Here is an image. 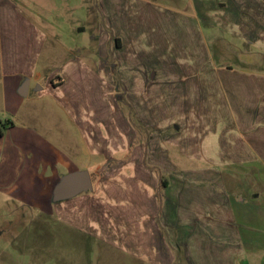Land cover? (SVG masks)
I'll return each instance as SVG.
<instances>
[{
	"label": "rangeland",
	"instance_id": "obj_1",
	"mask_svg": "<svg viewBox=\"0 0 264 264\" xmlns=\"http://www.w3.org/2000/svg\"><path fill=\"white\" fill-rule=\"evenodd\" d=\"M23 1L47 18L54 38L44 61L51 57L60 65L81 55L116 88L119 114L127 122H118L121 143L115 157L83 163L94 169L97 190L103 181L115 182L110 172L130 170L129 160L137 155L144 161L136 166L145 165L150 189H156V197L153 191L148 197V220L154 226L153 214L154 220L158 215L159 224L149 259L141 260L125 248L124 236L119 243L66 226L59 205L18 211L13 200L0 195V225L8 231L2 241L12 263L264 264V158L241 162L232 157L242 146L237 135H253L239 130L240 114L253 99L252 86L219 74L240 55L230 44L233 36L222 32L228 19L263 27L264 0L223 3L220 9L230 17L211 23L220 29L197 17L194 0ZM252 10L260 19L249 18ZM244 37L241 48L247 55L255 36ZM61 44L81 51L67 53ZM41 102L31 106L46 138L57 144L64 140V149L86 157L89 148L82 139L49 112L56 101L48 98L37 106ZM12 236L19 237L18 244L8 242Z\"/></svg>",
	"mask_w": 264,
	"mask_h": 264
},
{
	"label": "crops",
	"instance_id": "obj_2",
	"mask_svg": "<svg viewBox=\"0 0 264 264\" xmlns=\"http://www.w3.org/2000/svg\"><path fill=\"white\" fill-rule=\"evenodd\" d=\"M24 2L0 0V195L13 200L18 211H44L59 205V219L66 226L93 237L104 234L119 243L124 236L125 248L133 257L148 260L151 239L159 223L158 215L157 222L154 220L155 214L154 226L148 220V197L152 191L156 197V189H150V172L145 165H139L141 169L136 166L144 160L132 156L130 170L110 172L115 182L103 181L98 190L93 181L94 169L83 164L115 157L113 152L121 143L116 135L118 122H127L119 114L116 88L104 71L81 55L68 57L60 65L51 57L44 61L47 43L54 38L44 22L47 18ZM235 2L239 0H194V11L200 17L195 16L205 20L207 27L220 29V25L213 27L211 23L223 16L230 17L220 7ZM251 12L249 18L258 19V11ZM231 23L228 19V30L222 32L233 36L230 44L240 55L234 62H226L230 65L219 74L226 80L238 78L248 83L249 89L252 86L249 91L253 99L240 114L239 130L244 128L253 135L247 138L239 133L241 149L232 153L237 161L247 162L264 158V26L257 23L251 28ZM249 33L256 38L248 42L253 52L246 55L241 46L246 44L244 36ZM60 48L67 53L81 51L63 44ZM48 98L57 105L50 107L49 112L58 121L63 119L65 129L89 148L86 157L79 150L64 149L68 144L64 140L57 144L46 138L43 121L36 117V108L34 111L31 105L42 101L37 105L41 106ZM78 170L89 171L93 190L54 203L52 193L59 179ZM0 227V264H13L11 252L4 246L8 231L5 226ZM12 238L8 242L19 243V237Z\"/></svg>",
	"mask_w": 264,
	"mask_h": 264
},
{
	"label": "water",
	"instance_id": "obj_3",
	"mask_svg": "<svg viewBox=\"0 0 264 264\" xmlns=\"http://www.w3.org/2000/svg\"><path fill=\"white\" fill-rule=\"evenodd\" d=\"M26 88V87H25ZM25 88L23 90H25ZM93 190V182L88 170H78L62 176L52 193L54 203L66 201Z\"/></svg>",
	"mask_w": 264,
	"mask_h": 264
}]
</instances>
